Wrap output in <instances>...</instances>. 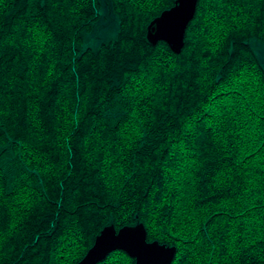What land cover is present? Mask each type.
<instances>
[{"label":"trees","instance_id":"1","mask_svg":"<svg viewBox=\"0 0 264 264\" xmlns=\"http://www.w3.org/2000/svg\"><path fill=\"white\" fill-rule=\"evenodd\" d=\"M175 2L109 0L94 48L101 0H0V264L138 223L172 264H264V0H199L180 53L147 37Z\"/></svg>","mask_w":264,"mask_h":264},{"label":"water","instance_id":"2","mask_svg":"<svg viewBox=\"0 0 264 264\" xmlns=\"http://www.w3.org/2000/svg\"><path fill=\"white\" fill-rule=\"evenodd\" d=\"M199 0H176L148 26L147 37L153 45L166 42L171 50L180 53L185 44L189 23L195 16ZM123 250L135 259V264H172L176 246H169L157 240L149 241L143 223L126 225L119 229L107 225L96 236L94 244L78 264H97L111 252Z\"/></svg>","mask_w":264,"mask_h":264},{"label":"rangeland","instance_id":"3","mask_svg":"<svg viewBox=\"0 0 264 264\" xmlns=\"http://www.w3.org/2000/svg\"><path fill=\"white\" fill-rule=\"evenodd\" d=\"M101 7L99 20L95 23L92 32L86 35V45L94 48L103 42L115 40L119 32V21L111 10L109 0H101ZM254 46L263 60V48L259 43H254Z\"/></svg>","mask_w":264,"mask_h":264}]
</instances>
